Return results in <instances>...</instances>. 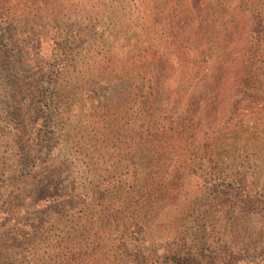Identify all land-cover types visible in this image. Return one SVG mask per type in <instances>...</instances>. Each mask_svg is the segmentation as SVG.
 Instances as JSON below:
<instances>
[{
	"label": "trees",
	"instance_id": "1",
	"mask_svg": "<svg viewBox=\"0 0 264 264\" xmlns=\"http://www.w3.org/2000/svg\"><path fill=\"white\" fill-rule=\"evenodd\" d=\"M124 1L0 0L13 94L24 87L41 93L47 78L49 112L58 105L59 80L66 75L84 81V89L93 94L97 90L91 86L99 81L130 80L122 107L114 112L111 104H99L91 114L93 137L100 134L107 144L116 143L118 154L112 159L120 165L119 175L90 184L82 193L86 204L90 199L105 210L106 221L99 218L102 212H90L89 218L84 211L68 237L47 242L46 254L34 264H128L127 257L133 264H171L168 256L147 254L149 239L143 234L162 198L179 195L184 175L201 177L203 188L237 192L243 209L264 212V0L237 2L253 25L245 47L233 43L239 38L235 25L214 27L229 0H184L183 16L176 21L191 24L190 31L147 26L151 18L167 19L178 1L167 0L164 9L152 11L153 0H129L143 23L123 36L128 51L118 60L120 33L106 35L97 27ZM167 3H173L170 12ZM77 25L90 36L83 50L62 41V30ZM37 26L46 36L53 34L50 57L56 67L27 71L15 34L23 28L36 34ZM130 172L136 181L144 172L150 182L127 187L121 177ZM167 185L174 189L165 192ZM138 232L142 235L135 236ZM246 262L264 264V252Z\"/></svg>",
	"mask_w": 264,
	"mask_h": 264
},
{
	"label": "rangeland",
	"instance_id": "2",
	"mask_svg": "<svg viewBox=\"0 0 264 264\" xmlns=\"http://www.w3.org/2000/svg\"><path fill=\"white\" fill-rule=\"evenodd\" d=\"M128 1L115 4L97 27L98 32L106 35L112 30L120 33L118 60H123L128 51L123 36L131 35L143 23ZM176 1L178 8L167 19L148 20L151 31L162 27L174 31L193 29L183 20L177 23L176 19L183 16L180 10L184 8V0ZM166 2L153 0L150 8L162 10ZM237 2L226 3L228 6L214 27L233 29L235 25L239 38L233 43L245 47L250 44L253 25ZM173 3H167L166 12L171 11ZM233 16L235 21H229ZM117 25L123 27L114 28ZM23 29L15 37L25 52L29 65L26 70L34 66L45 70L46 65L55 68L50 57L53 34L46 36L40 26L35 28L36 34ZM61 35L65 45H78L82 50L90 40L78 25L64 28ZM36 44L38 47H34ZM8 62L0 32V264H34L38 256L46 254L47 242L68 237L84 211L102 212L99 218L106 221L105 210L90 199H86V204L82 193L90 184L119 175L120 165L112 159L118 154L116 143L107 144L100 134L93 137L91 114L99 104H111L114 112L122 107L121 99L130 80L99 81L91 86L97 90L93 94L84 89V81L66 75L59 80L54 100L58 105L48 112L45 97L49 92L44 83L47 78L41 81L45 87L41 93L24 87L13 94ZM42 124L47 132L45 138L40 132ZM35 164H39L37 169ZM139 178L136 181L130 172L121 180L129 182L127 187L150 182L144 172H140ZM202 182L201 177L184 175L182 187L176 189L179 195L162 198V205L155 208L156 215L149 223L151 228L147 227L143 234L149 239L147 254L168 256L171 264H248L244 261L264 252V212L243 209L239 193L203 188ZM173 189L167 185L164 191ZM117 221H112L114 236L119 231ZM139 235L142 233H135ZM126 259L133 264V258Z\"/></svg>",
	"mask_w": 264,
	"mask_h": 264
}]
</instances>
